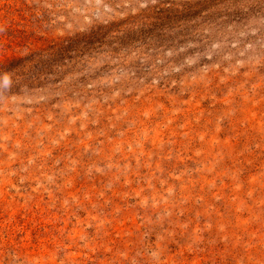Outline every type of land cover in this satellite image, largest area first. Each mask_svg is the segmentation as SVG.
<instances>
[{
    "label": "rangeland",
    "instance_id": "374dc122",
    "mask_svg": "<svg viewBox=\"0 0 264 264\" xmlns=\"http://www.w3.org/2000/svg\"><path fill=\"white\" fill-rule=\"evenodd\" d=\"M0 264H264V0H0Z\"/></svg>",
    "mask_w": 264,
    "mask_h": 264
}]
</instances>
